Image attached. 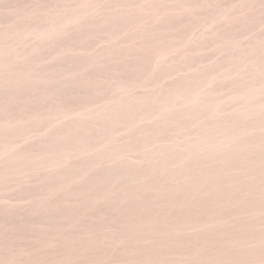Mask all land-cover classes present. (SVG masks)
I'll use <instances>...</instances> for the list:
<instances>
[{
	"label": "rangeland",
	"instance_id": "1",
	"mask_svg": "<svg viewBox=\"0 0 264 264\" xmlns=\"http://www.w3.org/2000/svg\"><path fill=\"white\" fill-rule=\"evenodd\" d=\"M0 264H264V0H0Z\"/></svg>",
	"mask_w": 264,
	"mask_h": 264
}]
</instances>
